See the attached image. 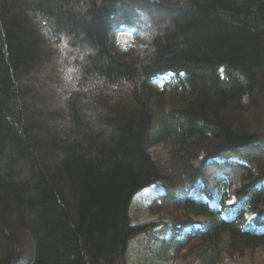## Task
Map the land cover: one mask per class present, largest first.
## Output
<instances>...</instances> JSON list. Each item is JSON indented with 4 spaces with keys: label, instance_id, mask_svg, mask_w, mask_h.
I'll return each instance as SVG.
<instances>
[{
    "label": "trees",
    "instance_id": "1",
    "mask_svg": "<svg viewBox=\"0 0 264 264\" xmlns=\"http://www.w3.org/2000/svg\"><path fill=\"white\" fill-rule=\"evenodd\" d=\"M146 186L165 247L264 249V0H0V264H129Z\"/></svg>",
    "mask_w": 264,
    "mask_h": 264
},
{
    "label": "rangeland",
    "instance_id": "2",
    "mask_svg": "<svg viewBox=\"0 0 264 264\" xmlns=\"http://www.w3.org/2000/svg\"><path fill=\"white\" fill-rule=\"evenodd\" d=\"M131 34V30L123 29ZM142 43V42H141ZM171 145L166 140L153 143L149 151L155 158L165 161L169 157ZM155 195L152 186H146L133 194L130 205V217L134 223H144V230H140L132 235L127 242V260L129 264H200L196 255L197 247H192L188 252H177L169 243L164 246L163 237L169 240L170 234L163 235L158 229V219L164 214V218H170L171 214L167 210H159V213L151 211L149 202ZM194 219H202L203 215H194ZM154 221V222H153ZM152 224V225H150ZM231 238L228 232L223 231L220 236V245L225 251L221 259L216 264H264V249L261 246L247 248L245 251H228ZM167 250V251H166ZM169 253V255L167 254Z\"/></svg>",
    "mask_w": 264,
    "mask_h": 264
}]
</instances>
